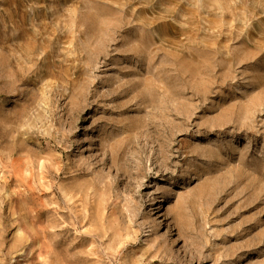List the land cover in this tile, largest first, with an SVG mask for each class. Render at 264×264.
<instances>
[{"label": "rangeland", "instance_id": "obj_1", "mask_svg": "<svg viewBox=\"0 0 264 264\" xmlns=\"http://www.w3.org/2000/svg\"><path fill=\"white\" fill-rule=\"evenodd\" d=\"M0 264H264V0H0Z\"/></svg>", "mask_w": 264, "mask_h": 264}]
</instances>
